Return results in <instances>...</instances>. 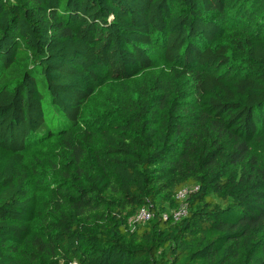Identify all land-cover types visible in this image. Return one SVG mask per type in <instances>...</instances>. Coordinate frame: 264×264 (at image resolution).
<instances>
[{
	"label": "trees",
	"instance_id": "obj_1",
	"mask_svg": "<svg viewBox=\"0 0 264 264\" xmlns=\"http://www.w3.org/2000/svg\"><path fill=\"white\" fill-rule=\"evenodd\" d=\"M22 56L0 85V264L33 235L27 145L159 63L99 153L63 155L33 264H264V0H0V76Z\"/></svg>",
	"mask_w": 264,
	"mask_h": 264
},
{
	"label": "rangeland",
	"instance_id": "obj_2",
	"mask_svg": "<svg viewBox=\"0 0 264 264\" xmlns=\"http://www.w3.org/2000/svg\"><path fill=\"white\" fill-rule=\"evenodd\" d=\"M22 56L16 66L5 70L0 76V85L11 83L21 75V65L27 64ZM21 64V65H20ZM160 63L153 70L144 72L135 79L122 82H110L96 91L86 103V116L77 126L69 127L66 134L57 132L54 138L35 139L23 152L25 163L31 168L32 175L26 185V196L37 200V216L32 223L33 235L28 242L14 250V256L20 264H33L34 257L44 256L51 259V252L42 254L36 241H44L53 211L49 205L52 191L63 187L58 181L63 155L76 154L85 164L91 156L101 149V132L110 125L118 123L128 113L137 98L140 89L150 86L159 72ZM51 118V116H48ZM53 117V116H52ZM55 119V118H54ZM52 128H55L52 122ZM250 156L256 159L264 157V134L254 143Z\"/></svg>",
	"mask_w": 264,
	"mask_h": 264
},
{
	"label": "built area",
	"instance_id": "obj_3",
	"mask_svg": "<svg viewBox=\"0 0 264 264\" xmlns=\"http://www.w3.org/2000/svg\"><path fill=\"white\" fill-rule=\"evenodd\" d=\"M189 190L188 189H183L181 190L178 195L177 198H179L180 200H184L186 198V196L188 195ZM186 215V205L182 204L180 207H178L176 210H174L173 212H171V217L174 221H177L181 218H183ZM169 215L167 213H164L162 215V217L164 219H166ZM151 217L150 213L142 208L138 211V213L134 216L133 221H144L147 220Z\"/></svg>",
	"mask_w": 264,
	"mask_h": 264
}]
</instances>
